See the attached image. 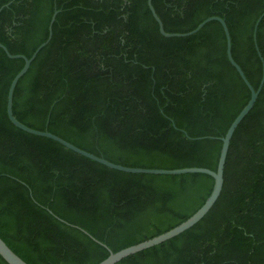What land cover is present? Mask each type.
I'll use <instances>...</instances> for the list:
<instances>
[{
    "label": "trees",
    "instance_id": "trees-1",
    "mask_svg": "<svg viewBox=\"0 0 264 264\" xmlns=\"http://www.w3.org/2000/svg\"><path fill=\"white\" fill-rule=\"evenodd\" d=\"M153 6L169 33L223 18L235 61L259 87L253 35L264 0ZM2 7L0 44L28 58L59 11L51 41L15 89L20 122L126 167L217 170L222 138L251 97L229 61L220 22L166 38L148 0H0ZM257 39L264 58V18ZM24 64L0 48V237L25 262L99 264L204 205L214 187L209 175L121 172L15 127L7 100ZM0 264H7L1 256ZM116 264H264V87L233 135L223 189L209 213Z\"/></svg>",
    "mask_w": 264,
    "mask_h": 264
},
{
    "label": "water",
    "instance_id": "water-1",
    "mask_svg": "<svg viewBox=\"0 0 264 264\" xmlns=\"http://www.w3.org/2000/svg\"><path fill=\"white\" fill-rule=\"evenodd\" d=\"M9 5H6L4 7H7ZM148 6L151 10V13L154 17V19L157 21L159 25V30L160 33L166 37V38H174V37H189L192 36L198 32H200L203 27L212 22V21H218L221 23L226 39H227V56L229 58V61L231 64L234 66V68L237 70L247 87L249 88L251 92V97L248 102V104L243 108V110L239 113V115L236 117V119L233 121L231 126L229 127L226 135L222 138V149L220 153V158L218 162V167L216 171L210 170L208 168H200V167H192V168H182V169H172V170H167V169H147V168H132V167H126L123 165L115 164L112 163L102 157H98L88 151H85L74 144L66 141L65 139L49 132L48 130L41 131L37 129H33L22 122H20L14 115L13 113V98H14V93L15 89L20 81V79L28 72L32 62L36 59L38 53L46 46L48 43L51 41L52 36H53V26L56 21L57 15L59 13L58 10H56L53 14V17L51 19L50 25H49V36L46 42L41 44L35 53L31 56V58H28L25 55L22 54H17L13 55L9 52L6 46L3 44H0V48H2L6 54L8 55L9 58L11 59H23L25 61L24 67L22 70L15 76L13 79L11 86L9 88V93H8V100H7V114L9 117V120L11 123L21 129L24 132H27L29 134L39 136V137H45L51 140H54L67 149L84 156L90 160H93L99 164H102L110 169L121 171V172H126V173H133V174H153V175H171V176H176V175H185V174H206L211 176L214 179V187L211 195L209 198L206 200L204 205L193 215L191 216L188 220L185 222L181 223L179 226L171 229L168 232H165L157 237H154L150 240H147L145 242H142L140 244L128 247L126 249H123L117 253L110 252V255L108 258H106L104 261H102L99 264H116L120 262L121 260L137 254L139 252H142L144 250L150 249L154 246L160 245L168 240H171L180 234L186 232L187 230L191 229L194 227L196 224H198L208 213L209 211L213 208L217 200L219 199L222 189H223V184H224V169H225V164L230 148V144L233 138V135L238 128V126L241 124V122L245 119V117L251 112L253 107L255 106L258 97L264 87V58L262 56V53L259 49L258 46V28L259 25L264 18V13L258 18L255 27H254V43L256 50L258 52V55L260 57V60L262 62V78L259 84V87L255 89L252 84L249 82L248 78L246 77L243 69L241 66L235 61L233 54H232V39H231V34L229 31V28L227 26L226 21L219 17V16H212L204 20L202 23H200L197 28L194 30L187 32V33H169L165 30L164 25L160 17L158 16L154 6H153V0H148ZM2 7L0 9V12L4 9ZM61 220V219H60ZM62 221V220H61ZM96 241V239H94ZM0 256L7 262V264H28L25 262L22 258H20L6 243L5 241L0 237Z\"/></svg>",
    "mask_w": 264,
    "mask_h": 264
}]
</instances>
